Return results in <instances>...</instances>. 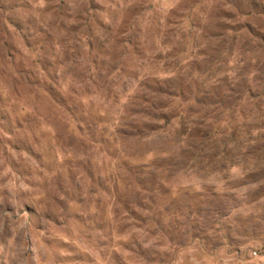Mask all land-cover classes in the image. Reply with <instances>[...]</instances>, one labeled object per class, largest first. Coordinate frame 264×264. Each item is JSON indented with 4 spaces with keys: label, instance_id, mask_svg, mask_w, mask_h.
Instances as JSON below:
<instances>
[{
    "label": "rangeland",
    "instance_id": "1",
    "mask_svg": "<svg viewBox=\"0 0 264 264\" xmlns=\"http://www.w3.org/2000/svg\"><path fill=\"white\" fill-rule=\"evenodd\" d=\"M0 264H264V0H0Z\"/></svg>",
    "mask_w": 264,
    "mask_h": 264
}]
</instances>
